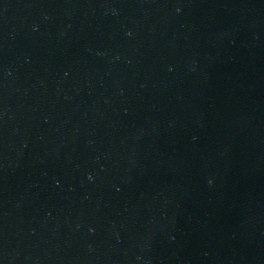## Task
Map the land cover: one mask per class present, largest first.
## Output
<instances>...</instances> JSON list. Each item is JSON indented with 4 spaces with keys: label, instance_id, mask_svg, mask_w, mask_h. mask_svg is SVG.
<instances>
[{
    "label": "water",
    "instance_id": "1",
    "mask_svg": "<svg viewBox=\"0 0 264 264\" xmlns=\"http://www.w3.org/2000/svg\"><path fill=\"white\" fill-rule=\"evenodd\" d=\"M0 264H264V0H0Z\"/></svg>",
    "mask_w": 264,
    "mask_h": 264
}]
</instances>
